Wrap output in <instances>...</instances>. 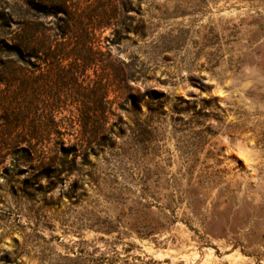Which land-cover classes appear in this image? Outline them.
Instances as JSON below:
<instances>
[{
	"label": "rangeland",
	"instance_id": "rangeland-1",
	"mask_svg": "<svg viewBox=\"0 0 264 264\" xmlns=\"http://www.w3.org/2000/svg\"><path fill=\"white\" fill-rule=\"evenodd\" d=\"M124 1L68 0L95 65L0 53V264H264V0Z\"/></svg>",
	"mask_w": 264,
	"mask_h": 264
},
{
	"label": "trees",
	"instance_id": "trees-1",
	"mask_svg": "<svg viewBox=\"0 0 264 264\" xmlns=\"http://www.w3.org/2000/svg\"><path fill=\"white\" fill-rule=\"evenodd\" d=\"M129 0L124 1V9L128 12ZM29 14L32 17L54 19L53 31L56 32L55 39L45 37V30L38 31L34 23L23 24L21 32L6 42L0 40V53L6 56H14L17 61H22L28 65H32L31 59L40 58L42 53L44 58L52 59V63H56L58 58L75 57L83 61V66L90 67L97 64L96 57L99 55L95 46L94 31L102 27L101 24L92 26L91 22H84L78 12L71 9L68 0H29ZM108 25V24H107ZM131 27L124 22V32L128 33ZM56 42V44H54ZM46 63V62H45ZM51 63V64H52ZM59 63V62H57ZM134 97V96H132ZM86 106H84V109ZM102 133H96L95 139L101 138L103 144L106 138L101 137ZM64 154H69L70 149L62 148Z\"/></svg>",
	"mask_w": 264,
	"mask_h": 264
}]
</instances>
